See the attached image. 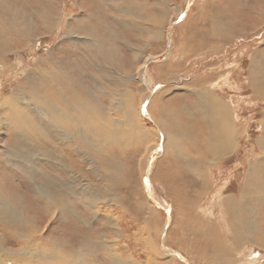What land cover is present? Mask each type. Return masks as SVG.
<instances>
[{
	"label": "rangeland",
	"instance_id": "1",
	"mask_svg": "<svg viewBox=\"0 0 264 264\" xmlns=\"http://www.w3.org/2000/svg\"><path fill=\"white\" fill-rule=\"evenodd\" d=\"M34 3L17 0V16L0 7V100L31 126L0 114L4 264H214L217 249L231 251L224 261L242 252L233 264H264V247L254 246L264 234L239 241L226 210L250 162L264 160V0H52L49 31ZM37 99L68 107L76 129L68 145L54 139L47 113L35 117ZM215 99L238 122L229 154L213 155L203 141L215 140L212 123H231L211 120ZM111 121L118 136H109ZM102 128L109 141L91 147L89 130Z\"/></svg>",
	"mask_w": 264,
	"mask_h": 264
},
{
	"label": "bare ground",
	"instance_id": "2",
	"mask_svg": "<svg viewBox=\"0 0 264 264\" xmlns=\"http://www.w3.org/2000/svg\"><path fill=\"white\" fill-rule=\"evenodd\" d=\"M9 1V0H8ZM15 2H13L12 0L9 1V3H0V7L5 10V12L8 10L11 11V13H15L14 12V9L15 11L17 12V0H15ZM35 1L34 4H32V7H36L35 5L38 4L37 8H45L44 10V13L45 11L46 14H45V18L42 19V25L44 26V28L49 31L51 29H53V25L55 24V20L54 19H50L52 18L54 12H52V0H33ZM1 2V1H0ZM112 2V1H111ZM115 4V3H114ZM30 6V5H29ZM57 7V6H56ZM55 7V8H56ZM64 8V7H63ZM58 10V9H57ZM1 12V11H0ZM6 12V13H8ZM22 14V13H21ZM43 14V13H41ZM15 15L17 16V14L15 13ZM12 16V15H11ZM22 16V15H21ZM23 16H26V15H23ZM8 17V16H7ZM13 17V16H12ZM11 17V18H12ZM20 17V16H19ZM3 18V17H2ZM16 19V21H14L13 23L17 25V17H14ZM21 19V18H20ZM26 19V18H25ZM13 21V20H12ZM11 21V22H12ZM16 22V23H15ZM54 22V23H53ZM63 22V21H62ZM3 23V22H2ZM19 23V22H18ZM37 22H35L36 24ZM30 24V23H29ZM34 24V23H33ZM37 25V24H36ZM26 26V25H25ZM31 26V25H30ZM55 26V25H54ZM83 27V26H82ZM1 28V27H0ZM8 28V27H7ZM84 29V28H83ZM26 30V29H25ZM158 30V29H157ZM24 31V30H22ZM84 32V31H82ZM91 32V31H90ZM157 32V31H156ZM152 33V32H151ZM4 32L0 31V35H3ZM83 35V34H82ZM86 35V33H85ZM152 35V34H151ZM2 37V36H0ZM152 37V36H151ZM77 38V37H75ZM79 39V38H78ZM82 39V38H81ZM79 39V40H81ZM37 40V39H36ZM3 41V40H2ZM5 41V40H4ZM1 43V42H0ZM31 44V43H30ZM34 43H32L33 45ZM31 46V45H30ZM0 51L2 54H4L5 52H7V50H5V47L1 46L0 45ZM2 65V62H0V66ZM5 69V68H4ZM2 70V68L0 69ZM253 70V69H252ZM2 71H0V76L2 75ZM142 75V73H141ZM140 75V76H141ZM51 78H50V82H55V83H61V87L62 89H64L66 87L64 81L62 78L59 79V74H55V73H52L51 75ZM61 76V75H60ZM37 78L36 81H38V84L41 85V79L42 77H39L38 75L35 76ZM145 78V77H144ZM143 78V79H144ZM65 80V78H64ZM58 88L57 86H55V88L53 89H50V90H58L56 89ZM17 88L15 90V93L13 95V99H15V94L16 93ZM47 91V90H46ZM21 92V94H19ZM24 92L23 90H20L19 91V97L22 96V98H29V95L27 94V97L24 96ZM54 92V91H53ZM26 93V92H25ZM50 92H48L47 94L49 96H51L49 94ZM57 93H60L62 96H63V93L62 92H57ZM36 98L39 97L43 100V97L40 96L39 94L37 95H34ZM74 97H75V104H73L76 108L80 109L82 106H83V98L82 96L79 95V93H74ZM18 98V97H17ZM38 98V99H39ZM37 99V100H38ZM219 99H215L214 101H210V104L208 107H206V109L210 112V118L211 120H214V121H217L219 119H224V120H231V123H228V122H219V123H223L221 127H216V128H213V123L210 125V131L211 133H215L216 134V138L215 140H212V138H208L207 140H203L205 143V146L207 147L208 145H211V148H212V153L213 155H220L222 154L223 152L227 154H229V152H233L235 151L237 148H238V142H237V138H238V128L236 127V123L238 122H235L234 121V118L235 116H233V114H230V111H229V107L228 106H225L222 101H218ZM6 101V100H5ZM41 100H38V104H40ZM224 102V101H223ZM0 103H3L4 105H7L5 107L0 108L1 110V113L0 114H6L7 112L11 115H15V117L19 118L21 124L23 125V128L26 127V125L28 126V123H29V120H27V118L25 117H29L28 115H25L23 113V111L21 110V116H17V114L13 113L12 110H14L11 106L12 102L11 100L9 99L7 102H3L2 100H0ZM9 104V105H8ZM31 104L35 105V102H32ZM30 104V105H31ZM26 105V109L29 110V104H24ZM41 106L40 107H36L35 106V111H36V114H35V117L39 119V115H43V113H47L48 114V118L50 121H52V123H55L56 126L58 127V131H56L55 133V136H54V139L55 140H64V143H66L68 145V142L69 140L66 138V137H69L71 136L72 134H75L74 133V130H76L75 128H72L71 126L75 125L73 124V120L72 118L70 117V115L68 113H66L65 111L69 109H67L68 107L63 105V106H59L57 104H48V105H45L43 106L44 104H40ZM229 105V104H228ZM83 108V107H82ZM231 115V116H230ZM2 117V116H1ZM45 117V116H44ZM17 118V119H18ZM34 118V117H32ZM41 118V117H40ZM43 118V117H42ZM75 119H77V117H75ZM2 120V119H1ZM31 120V118H30ZM33 121V120H32ZM47 121V120H46ZM209 122V120H207ZM49 122V121H48ZM2 123H3V120H2ZM32 124V123H30ZM50 124V122H49ZM33 126V125H32ZM28 127H31L30 125ZM26 127V129L28 128ZM56 127V128H57ZM22 128V129H23ZM54 128V127H53ZM72 128V129H71ZM107 128L110 129V128H113L110 133L109 136L111 135H114V136H118L120 132H122L121 130H123L117 123L115 122H110L108 125H107ZM226 129L225 131V134L227 136V138H222V135H223V131L224 129ZM21 129V130H22ZM25 129V131H26ZM36 129V128H35ZM52 129V128H51ZM71 129V130H70ZM238 129V130H237ZM32 129H30L31 131ZM34 130V129H33ZM135 130V129H133ZM237 130V131H236ZM24 131V129H23ZM35 131L38 132V130L36 129ZM106 130L102 128V131L98 129V133H100L99 135L96 134L95 132L89 130V133H90V136L91 139L94 141V144L91 145L94 146L95 148V145H100L102 144L103 141H109L108 139L106 138H101L102 136H104L103 134L104 133H101ZM51 132V131H50ZM49 132V133H50ZM55 132V131H54ZM31 133V132H30ZM29 133V134H30ZM33 134V133H32ZM44 134V133H43ZM23 135L26 136V138H29L30 136L23 133ZM35 135V134H34ZM42 135V134H41ZM78 134H76L77 136ZM142 135V134H141ZM241 135V134H240ZM49 136V135H48ZM75 136V139H79L81 140V142L83 143V139H81L80 137H76ZM107 136V135H106ZM108 136V137H109ZM33 137V136H32ZM35 137V136H34ZM37 137V136H36ZM66 138V139H65ZM103 139V140H101ZM116 140V139H114ZM118 141V139H117ZM86 142L90 143V140H87L86 139ZM237 142V143H236ZM33 143V142H32ZM108 143V142H107ZM264 136H262L260 139H259V145H260V150L264 149ZM117 144V143H116ZM109 145V144H108ZM199 146H202V145H199ZM173 147H175V145L173 146H169L167 147L166 149H172ZM40 148V147H38ZM98 149V148H97ZM208 151V150H206ZM103 152V151H102ZM95 154V153H94ZM225 154H223L224 156ZM219 157V156H218ZM220 159V157H219ZM250 165H251V168H250V171L248 172V174L246 175V180H245V184H244V188L243 190L240 192L239 196H237L236 198L237 199H234V200H229L228 202V205H227V211H228V214L230 215V218L231 220H229L228 223L231 222L232 226L230 227V229L232 231H234V234L236 237H238L241 241V239L243 240V242H247L250 241V242H254V240L252 239V234L256 231H259L262 232L264 234V212L262 213L261 210H259L258 206L262 205L263 204V201H264V160H260V161H253V163L250 162ZM253 183V186H250L251 184ZM202 184H205L204 182ZM263 186H262V185ZM60 188H62V192H58L57 194L59 193H63L64 191V188L59 186ZM252 188L253 190H255V192L251 195H245V192L246 190H248L249 188ZM61 196V195H60ZM3 196L0 194V210L3 208V207H6V203H5V200L2 198ZM238 198H240L242 201L238 200ZM58 203H54L53 202V205H55V207L57 206ZM1 212H6V208L5 209H2ZM45 212V211H44ZM43 214H47V213H44ZM246 213H250L249 215H247ZM227 214V215H228ZM11 217H14V213L13 212H10L9 214ZM253 215V216H252ZM5 216L7 218H9V216H7L5 214ZM258 220H259V224L261 226V229L259 228V225H258ZM12 221L15 222L14 218H12ZM30 227H32L34 230V232L37 231V226L35 224H30ZM14 234V232H13ZM232 234V232H231ZM208 235V234H207ZM233 236V235H232ZM8 239L7 235L5 233H3L1 231V228H0V252L3 250L2 248V242L6 241ZM251 239V240H250ZM263 239H264V235L260 236V238H258V241L259 243L258 244H255L254 246H262V248L264 247V243H263ZM206 243L212 241V239H210V241H208L207 239H205ZM238 242H236L237 244ZM249 244V243H248ZM235 245V244H234ZM216 246V245H215ZM222 249V248H220ZM237 250V249H236ZM241 251V250H240ZM263 251H264V248H263ZM231 251L227 252L226 250L223 251V249L221 251H219L218 249L215 250V252L213 253V256L211 258H209V260H212L210 261L211 263L214 262V264H233L235 259L237 257H239L241 254L236 253L235 256L233 254V259H228L229 257H231L230 255H228V253H230ZM233 253V252H232ZM235 253V252H234ZM3 254V253H2ZM0 254V264H4L5 260L3 259V255ZM17 254V252H16ZM82 255V252L79 253V255L77 256V262L78 260H80V257ZM228 256L227 258V261H224L226 260L225 258ZM247 257V254L244 253V257ZM251 256V255H250ZM263 258V257H262ZM240 260V259H239ZM244 260V259H243ZM240 263V262H239ZM236 264V263H235Z\"/></svg>",
	"mask_w": 264,
	"mask_h": 264
},
{
	"label": "water",
	"instance_id": "3",
	"mask_svg": "<svg viewBox=\"0 0 264 264\" xmlns=\"http://www.w3.org/2000/svg\"><path fill=\"white\" fill-rule=\"evenodd\" d=\"M151 198L154 200L153 196H152ZM153 202H155V203L157 204V206H160V207L162 206L159 202H157V201H155V200H154ZM167 220H168V222L170 221V215H169V217H168ZM167 225H168V224H167ZM166 227H167V226H166ZM178 256H179L178 258H181V259H182V257H180L181 255H180L179 253H178ZM183 261H184V260H183ZM184 262H186V264H188L187 261H184Z\"/></svg>",
	"mask_w": 264,
	"mask_h": 264
}]
</instances>
